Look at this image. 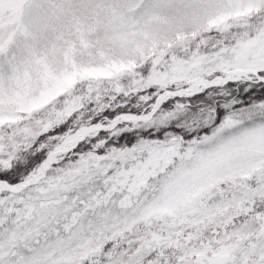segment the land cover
<instances>
[{
	"label": "snow or ice",
	"instance_id": "obj_1",
	"mask_svg": "<svg viewBox=\"0 0 264 264\" xmlns=\"http://www.w3.org/2000/svg\"><path fill=\"white\" fill-rule=\"evenodd\" d=\"M0 264H264V0H0Z\"/></svg>",
	"mask_w": 264,
	"mask_h": 264
}]
</instances>
